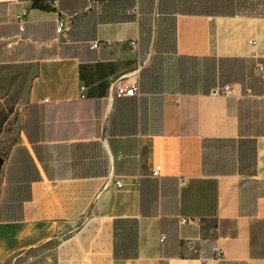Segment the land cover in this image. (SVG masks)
<instances>
[{"label":"crops","instance_id":"crops-1","mask_svg":"<svg viewBox=\"0 0 264 264\" xmlns=\"http://www.w3.org/2000/svg\"><path fill=\"white\" fill-rule=\"evenodd\" d=\"M260 63L264 16L0 0V66L30 77L2 163L0 264H200L217 246L218 264H264Z\"/></svg>","mask_w":264,"mask_h":264},{"label":"rangeland","instance_id":"rangeland-1","mask_svg":"<svg viewBox=\"0 0 264 264\" xmlns=\"http://www.w3.org/2000/svg\"><path fill=\"white\" fill-rule=\"evenodd\" d=\"M28 72L26 67L0 66V160L18 138L19 119L28 99ZM1 172L0 163V191Z\"/></svg>","mask_w":264,"mask_h":264},{"label":"trees","instance_id":"trees-1","mask_svg":"<svg viewBox=\"0 0 264 264\" xmlns=\"http://www.w3.org/2000/svg\"><path fill=\"white\" fill-rule=\"evenodd\" d=\"M168 12L187 14L264 16V0H160Z\"/></svg>","mask_w":264,"mask_h":264},{"label":"built area","instance_id":"built-area-1","mask_svg":"<svg viewBox=\"0 0 264 264\" xmlns=\"http://www.w3.org/2000/svg\"><path fill=\"white\" fill-rule=\"evenodd\" d=\"M23 22H24V17L21 18V26H23ZM67 23V17L63 16L60 17L58 20V30L60 32H62L65 28V25ZM94 47L98 46V43L95 42L93 44ZM257 73L259 75L264 76V65L263 64H258L257 65ZM116 84H121L120 81H116ZM85 85L81 86V90L84 91L85 90ZM140 90V85H139V75L137 73H133L131 76L128 77L127 81H126V85H125V90H124V94L125 95H136L139 93ZM225 93V94H230L232 92V88L230 87L229 84H225L220 90H218L217 88H215L213 90V93ZM82 97L84 96L83 94L81 95ZM160 170V166L158 165L155 169L154 174L157 175L158 172ZM115 184L117 187H121L122 186V180H116ZM180 221L182 223L185 224H199L200 223V218L195 217V216H183L180 218ZM166 236L162 235L161 236V241L163 242L165 240ZM224 259V251L222 249V247L217 246L215 248L214 254L212 257H204L201 258L200 260V264H218L220 261H222Z\"/></svg>","mask_w":264,"mask_h":264},{"label":"water","instance_id":"water-1","mask_svg":"<svg viewBox=\"0 0 264 264\" xmlns=\"http://www.w3.org/2000/svg\"><path fill=\"white\" fill-rule=\"evenodd\" d=\"M0 161H1L0 163H1V166H2L3 160H0Z\"/></svg>","mask_w":264,"mask_h":264}]
</instances>
